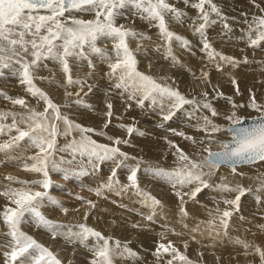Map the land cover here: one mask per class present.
<instances>
[{
	"label": "snow or ice",
	"instance_id": "snow-or-ice-1",
	"mask_svg": "<svg viewBox=\"0 0 264 264\" xmlns=\"http://www.w3.org/2000/svg\"><path fill=\"white\" fill-rule=\"evenodd\" d=\"M182 2L197 11V15L192 18L191 29L194 34H199L201 37L202 48L200 50L206 53L208 60L216 62L218 58L219 61L233 67L241 63L234 57L217 52L205 35L206 29L217 23L214 16L224 22L225 30L230 29L227 18L223 16L214 0H182ZM251 2L264 13V8L256 4L255 0ZM73 12L91 13L93 19L77 18L72 15ZM243 15L247 16V13ZM186 16L185 11L170 3L169 0H0V74L4 69H11L13 75H18L20 84L26 86L27 93L44 104L43 111H37L30 108L23 97H9L0 92V96L10 100L13 105L26 109L24 113L0 111V136H8L7 140L0 142V153L8 156L20 147L22 141H27L28 146L37 151L28 157L31 163H25L24 168L41 177L31 181L19 180L11 175L6 177L8 181H15L22 187H9L0 192V195L5 196L9 201V204L0 210V223L7 229L6 232H0V235L7 238V243L3 245L2 264H63L56 253L22 230V225L26 222L32 223L38 229H44L51 234L53 239L63 238L69 244H79L87 248L92 254L89 264H115L117 258L133 262L140 259L139 254L129 246L130 241L122 243L112 236H105L86 223H78L75 230L72 228L65 230V225L49 219L41 211L47 203L60 207L61 211L67 214L68 209L64 208L49 193L52 186L50 173H66L72 165L78 162L82 165L83 158L87 159V164L90 165L93 173L99 171L101 164L106 161H111L113 164L107 180L101 182L95 189H89L97 196L103 195L105 190L115 192L116 195L132 191L140 198L139 203L142 207L149 210L147 215L139 213L148 222L154 220L162 205L159 199L139 186L138 173L141 170L142 160L130 156L119 147L120 144L127 145L130 141L122 140L120 137H108L112 143L101 144L92 139L88 133L96 130L75 123L62 114L60 106L34 83V70L39 68L44 61H54L60 65L64 74L63 86L68 88L79 85L82 91L87 81L73 77L69 61H86L88 68L95 70L96 65L90 56L96 55L107 66L108 70L105 75L112 81L113 88L121 97L127 96V100L135 102L139 108H144L145 103L148 102L149 108L159 110L162 123L157 127L165 128V122L171 121L177 112L184 110L185 105H195L193 112L187 113L189 117L200 109L210 112L211 117H217L220 113L207 100V92L202 94L204 99L200 101L195 98L188 99L178 89L167 83H160L157 78L139 71L136 52L141 51L140 44H137L134 52L129 46V40L143 41L151 37L135 30L134 27L117 23L120 18L129 19L130 17L133 23L137 18L146 22L149 28L156 30L157 37L162 42L157 45V51L163 49L164 58L176 64L178 60L173 52V45L177 44L186 49L190 47V41L171 30L170 25L183 24ZM245 22L249 25L247 46L253 49L264 46V15H253L250 22L247 20ZM100 41H110L111 49L99 47L98 42ZM243 63H248L247 57H244ZM216 68L221 70V64L216 63ZM203 76L207 78L208 73L204 72ZM41 79L45 78L41 77ZM231 82L233 85L237 84L234 77L231 78ZM88 91H91L90 86ZM237 94H239L238 87ZM65 95L71 96L73 93L66 92ZM75 95L77 99L73 103L91 108V105L85 104L79 98L80 92ZM218 95L223 96V93H218ZM226 99L232 104L233 109L248 107L258 115L251 117L252 122L247 125L242 124L245 117L239 116L236 111L224 116V119L228 121L227 131L231 132V138L228 140L216 138V134H222L225 128L207 115L201 117L202 122L198 121L194 125L198 131L205 133L199 141L183 131L168 128L167 130L173 135L194 144L216 143L219 144V148L213 151L205 146L197 153L199 158L193 159L174 141L167 140L165 137L170 147L175 149L172 154L176 156V165L171 169L148 168L154 177L167 183L179 199L181 221L188 215L184 208V196L188 195L190 199H194L202 189L213 187L209 183V178L222 164L227 163L232 172L236 173L235 166L238 163L264 162V105L258 104L254 96L247 105H237L231 97H226ZM67 106L66 104L65 107ZM106 106L108 111L105 115L109 119L105 127L110 124L113 116L112 104L108 103ZM131 106L129 103L128 107L131 108ZM9 116L11 123H3L2 121L7 120ZM60 123L64 125L63 130L60 129ZM117 127L125 129L129 136L145 135L133 125L118 124ZM13 131L16 133L14 136L11 135ZM73 133H78V137ZM97 134L105 135L104 132ZM59 136H73V139L61 146L58 144ZM60 153H68L71 158L58 155ZM78 158H80L79 161ZM129 160L135 163H128ZM121 168L127 169L128 183L126 184H121L117 175ZM80 174L88 175L89 172L81 166ZM33 185L39 186L42 190L32 187ZM192 185L195 187L192 188L190 194L180 191ZM214 187L223 192L237 193L235 199L223 201L226 205L234 206V210L239 209L241 196L246 191H250L242 186L231 187L226 183ZM262 189H264V180L260 181L257 190ZM77 199L84 200L80 196H77ZM257 199L259 200V197ZM84 202L93 208L96 207L91 200ZM88 215L89 213L85 211V221ZM209 215L212 219L206 222L207 235L217 238L221 235L227 236V229L230 226L229 218L233 215V211L228 209L221 211L217 208L214 216L212 212H209ZM131 227L135 229L143 226L139 223H132ZM184 227L187 228L188 225L184 224ZM219 229L224 231L221 233ZM191 231L200 232L201 235L205 234L199 225ZM167 232L175 233V230L165 226V230L159 234L160 240L156 242L155 251L152 253L156 264H161V262L163 264H193V261L181 253L172 240L164 242ZM175 234L180 235L181 233ZM192 238L195 239V236ZM90 240L92 243H89ZM233 243L241 245L245 249V255H248V250L252 249L260 257L261 264H264V249L239 238H236ZM165 256L171 258L165 260Z\"/></svg>",
	"mask_w": 264,
	"mask_h": 264
},
{
	"label": "bare ground",
	"instance_id": "bare-ground-1",
	"mask_svg": "<svg viewBox=\"0 0 264 264\" xmlns=\"http://www.w3.org/2000/svg\"><path fill=\"white\" fill-rule=\"evenodd\" d=\"M169 2L175 4L177 7L181 8L183 11H185L187 13V16L184 18L183 24L173 23L170 25L171 30L175 31L176 33H178L180 35H183L185 38H187L190 41V47L186 48V49L179 47V45H177V44L173 45V52L176 55L177 60H178V63H176V64H173V62L170 59L166 60L164 58L163 49H161L160 51H157V45L161 44L162 42L159 41L157 34H156V30L154 28H149V26L146 24V22L137 18V19H135V22L133 23V19L130 17L129 19L120 18L117 20V23L118 24H126L128 26L134 27L135 30H137L139 32H144L148 36L151 37V39L143 40V41H137V40H131V39L129 40V46L133 49L134 52L137 48V44L138 43L140 44L141 51L136 52V58L138 60L137 67H138L139 71L146 73V74H149L151 71L157 72V74L154 75V77L157 78L158 82L167 83L168 85H170L171 87H173L175 89L179 88L180 90L184 91L185 88H187V89L191 90L192 92L197 93V94H201V95L204 92L208 93L210 90H214V91H216V93H223L224 99H219V101L217 100L212 104V106L220 113L219 116L211 117L210 112H208L207 110L200 109V110H196L194 112V115L189 117V115L187 113H189L191 109L194 110L195 105H189V107H191V109H188V105H187V107H184V110L177 112L176 116L171 121L167 122L169 124V125L167 124L168 128H173V129H176L177 131H183L187 135H190V136L196 138L197 141H199V139L202 136H204L205 133H203L202 131H198L194 127V125L198 121L202 122L201 117H203L204 115L209 116L211 119L214 120L215 123L220 125V123L228 124V121H226L224 119V116L228 115L232 111H236L239 116H241L243 114L253 113L254 110H252L248 107L233 109L232 104H230L227 101L226 97H231L232 101L237 105H240V104L247 105L249 103V101L252 99V97L254 96L255 101L258 104L264 105V55L262 53L254 52L256 49H253V48H251L253 51V56H251L250 50H249V53L243 52L246 50V47H248L247 46L248 23H246L245 21L247 20L250 22L253 15H264V13H262L258 8H256L255 5L251 2V0H214V3H216L220 7L223 16L227 18V23L229 24L230 29L225 30L223 27L224 22L221 21L219 18H216L214 16L213 18L217 19V23L210 25L206 29L205 35H206L207 39L209 40V42L211 43L212 47L217 52H220L225 56L234 57V58H236V60L241 61V63H239V64H237V66L233 67L230 64L219 61L218 58H217L216 62H210L207 58L206 53H204L200 50L202 48L201 37L199 36V34H194L192 29H191V25L193 23L192 18L197 15V11L195 9H192L191 7L183 4L182 0H169ZM255 3L259 4L261 8H264V0H255ZM243 13H247V16L243 15ZM66 15H68V14H66ZM72 15L76 16L77 18L85 19V20L93 19V14H91V13L73 12ZM184 27H187V28H184ZM98 46L101 48L106 47L110 50L111 49V42L110 41H108V42L100 41V42H98ZM248 48H250V47H248ZM261 48H264V46H262ZM142 56L144 58H141ZM244 57H247V58L250 57V58H248V63H243ZM90 58L93 60V62L94 61H100L101 64L99 65V67L96 66L95 70H91L92 73H91V76H89V77H87L89 75V73L88 74L86 73L87 75L83 74V73L81 74L82 69H85L87 71L89 70L86 61H81V60H70L69 61L70 66L72 67L73 77L74 78H80V79H86L87 83H86L85 87H89L92 85L91 82L97 81V82H99V86H107L109 88H111V87L113 88L112 81H110L109 78L105 75V72H107L108 69H107V66L101 61V58L99 56H96V55H91ZM146 60L152 61V64L146 62ZM216 63L221 64V70H217ZM4 70H10V73H12L11 69H4ZM36 71L34 74V77H35L34 83L36 84V86L39 87L44 92H46L47 94H50L52 97L58 98L55 94H53L55 92L52 93L51 88L57 87V85L61 88H64L63 85H64L65 77H64V74L62 73V71L60 69V65L54 61L47 60V61L42 62L41 66L39 68H36ZM45 71L55 73L54 76L56 75L58 77H54L51 75L45 76L46 73H43ZM94 71H96V73H93ZM185 71L188 73L190 72L192 75H198V77L201 79V81H198V80H196V81L183 80L182 81V80L178 79L177 76L178 75L182 76V73H185ZM204 72L208 73L207 78H205L203 76ZM12 75H13V73H12ZM6 76H7V74H6ZM8 76H11V75H8ZM41 77H43L45 79H41ZM184 77H186V76H183V78ZM232 77H234L235 80L237 81L236 85L232 84V82H231ZM6 78H4V77L2 78V76H0V92L7 94V96H9V97H23L26 100V102L30 108H34L37 111L38 110L43 111L40 109V108H42V109L44 108L43 102L38 101V98H33L29 93H27L26 86H23L20 84L18 75H13V77L12 76L9 77V78H13L12 81L10 79H6ZM161 78H163V79H161ZM223 78L228 79V81H230V82H228V84H230V83L231 84L230 85H226V84L216 85V83H218V82H214V81L223 80ZM239 80L244 81L246 84L241 83ZM9 81L14 83V84L12 85V83H9ZM1 83H4L6 85H3ZM8 83L11 84V87L13 89L17 88V90H11L10 86L7 85ZM231 85H233V86H231ZM5 86H7L9 88V91H6L4 89ZM76 86H79V85H76ZM93 86L95 88L98 85H96V86L93 85ZM93 86H92V88H93ZM75 87H73V88H75ZM237 87L239 89V94H237ZM55 89L57 90V88H55ZM97 89L100 92H102L101 90H103L101 88H96L95 90L98 91ZM72 90L74 91V89H72ZM109 91H111V90H109ZM112 91L114 93L113 89H112ZM77 92H80V89H79V91L77 90ZM211 92H213V91H211ZM211 92H209V94H208L209 97H211L210 96ZM74 93H73V96H74ZM115 93H116V90H115ZM95 95H96V93L94 94V96ZM212 95H214V93ZM107 97H109V96H107ZM119 97H121V96L119 95ZM190 97H193V96H190ZM122 98L124 99L123 100L124 103H127V105L129 103H131V105H132V103H133V106H135V108H139V107H136L135 102L128 101L127 96H124ZM58 99H60V97ZM97 99H94V102H93L92 98H90L89 96L82 98V100L85 104L91 105V108L82 107V106L76 104V106L73 107V108H76L75 109L76 112L68 118L71 121H73L75 119L79 122L81 121L84 124L94 126L97 130L100 129L101 132L106 133L109 131H108L107 127H105L104 119L98 120L99 119V118H97L98 116L91 114L92 112L89 114L90 110L94 111L95 109H100V110L104 109V112H105V108H107V107L106 106L105 107L100 106V104L98 103L99 101ZM54 100L53 101L56 103L57 102L56 99H54ZM101 100H103V99H101ZM196 100H201V98L196 99ZM108 102H110V101H108ZM38 104H41V105H39L40 107H38ZM97 104H99V105H97ZM146 106H148V102L145 103L144 108H139L140 113H139V111L138 112L134 111V112H136V114L137 113L142 114V116H144V117H145L144 113L148 114L147 112H150L152 114V112H153L152 109H149V107L147 108ZM121 108H123V107H120V109ZM133 109H131V110L133 111ZM141 109H142V112H141ZM107 110L108 109H106V112H107ZM114 110H113L114 111L113 115L114 114L117 115L118 111H116V109H114ZM136 110H138V109H136ZM0 111L24 113L26 111V109L22 108L19 105H13L10 100H7L3 96H0ZM122 111H123V113L125 112L124 110H122ZM157 111L159 112L158 109H156V113H157ZM128 112H131V111L128 110ZM191 112H193V111H191ZM126 114L128 115V113H126ZM185 115H186V117H183ZM146 117L149 119L148 116H146ZM249 117H255V116H249ZM155 118H156V116L155 115L153 116V114H152V121ZM183 118L184 119L186 118V119L183 120ZM161 119L162 118L157 117L156 123L152 122L151 119H149V121L151 123H154L157 126L158 124L162 123V122H160ZM114 120H113V122H114ZM120 120H121V118H120ZM127 121L128 120H125V122H127ZM2 122L6 123V124H10L11 123V117L9 116L7 118V120H4ZM175 123H178L179 125L174 126ZM112 124L114 125V123H112ZM133 124L134 123H132L130 125H133ZM135 124H138V123L135 122ZM190 125H193V126H190ZM150 126H147V127H150ZM156 126L150 127V128H155L156 131L146 130V127L144 130L139 128V130L144 132L145 135L139 136L138 139H136V147H138L137 148L138 150L134 151L133 154H135V156H140L142 154H147L148 156H150L149 150H155V148L146 150V149L138 146V141L140 139H143L148 144H149V142L150 143L153 142L152 144H154L155 147H158L161 145L160 143L159 144L154 143L155 138H158L160 142H163L165 144L166 143L168 144L167 140L174 141L175 144L179 145V147L181 149H183L188 155L192 156L193 159L199 158L197 153L200 152V150L203 147L207 146V147H210L212 149V148L218 146V145L216 146V143L205 144V145H200L198 143L194 144L191 141L183 139L182 137H178V136L174 137L172 133L168 136L167 135L168 133L164 134L165 133L163 131V130H165L164 128L162 131H160L158 129V127H156ZM21 127H23V125H21ZM224 127H225V125H224ZM112 130L114 132V129H112ZM11 135L14 136V135H16V133L13 131V133ZM164 135H166V136H164ZM101 136H103V135H101ZM217 136H218V133L216 134V138H217ZM165 137H167V140L164 139ZM70 138H71V136H70ZM230 138H231V132H229L227 139H230ZM7 139H8L7 135L0 136V142H3L4 140H7ZM145 139H149V141L145 140ZM62 143L63 142L61 140V144ZM129 147H132V146H129ZM139 148H140V150H139ZM34 151H37V149L29 147L27 141H22L20 144V147L15 149L8 156H5L3 153H0V160H5V159L10 158L9 160L18 161L19 165L20 164L22 165V167L20 166L22 172H16V173H18V175L16 174L17 175L16 178L19 177L21 180L27 181L24 178L27 176L28 170H26L24 168V164L25 163H28V164L31 163V161L28 159V157L35 154ZM174 151H175L174 148H170L169 152L171 154H169V155L171 157H169L167 155V157L165 159H159V160L163 161L162 162V164H164L163 167H165L166 169H171L176 165V162H177L176 156H174L172 154ZM164 153H166V152H164ZM192 153H194V154H192ZM59 155H64L66 158L70 157V155L68 153H60ZM150 157H152L153 159L161 158V157H158V155H156L155 157H153V156H150ZM169 158H170V160H169ZM108 162L109 161H107V163ZM83 163H84V160H83ZM109 163H111V162H109ZM147 163H149V162L147 161ZM84 164H87V163H84ZM89 166L90 165H88V167ZM112 166H113V164H112ZM112 166H109V167H112ZM2 167H3V164H2ZM65 167H68V166H65ZM85 167L87 168L86 165L84 166V168ZM109 167H108V169L111 170ZM149 167H153V166H149ZM149 167H141V170L139 171L138 176H140V177H143V176L144 177H152L153 179H151V180H154L156 182V185L159 184V185L165 187V190H161L160 188H157L158 190L156 188H154L153 190H151V189L145 190L143 188L144 186L143 187L140 186V183L143 185V182L146 183L149 180H147V179L139 180V186L141 189H143L146 192L151 193L153 196H155L157 199H159L161 201L162 207H160L158 209V214L156 215V217L154 218V220L152 222H148V221L144 220L142 218V216L139 214V213H143L144 215H147V214H149V210L147 208L142 207V205L139 203L140 198L138 196H136L132 191L123 193L121 195H116L115 192H109V191L105 190L103 195L108 200L107 203L110 204L111 202L112 203L115 202L116 203L115 207L111 206L113 208H110L109 206H104L105 204H102L98 207L96 205V207L90 208L93 211L92 216L90 217V219L88 217L87 222H84V223H86L90 227L95 228L97 231L102 232L105 236H112L116 239H119L122 243L125 241H128L130 239V240L134 241V244H137L138 246H140V244H142V246L140 247L141 249L139 250V253H138L139 257H140V259L137 261V262H139L138 264H142V261H145V264H153V262H149L153 259V258L151 259L150 257H152L151 255L155 251L154 249L156 248V242L160 240L159 234L165 230V226H167L168 228L174 229L175 233H181V234L177 235L173 232H167L166 233V239L164 240V242L166 243L167 240H172L173 243L175 244V246L180 250L182 249L181 246H183V248L186 250L185 252H187V253H183V254L186 255L191 261H193V263L201 264L200 260L202 258H204V256H205L204 254L206 252L210 253L209 251H212L211 254H215V253L217 254L221 250L222 253L224 251L225 252L232 251L235 255L236 254L241 255L242 257L240 256V258L238 260L239 263L253 264V261H254L253 257H255L257 254H255L254 252L251 253V251H253V250L249 249L248 255H245L244 248L241 245H237V244L233 243V241L236 238H239V239L246 241V242H250L249 240H251V238H250L251 234H248L247 236H243V235H239L237 233V230L239 228H241L243 225H251L252 226L254 224L250 221V219H252V221H253V219H255L254 216L252 218H249L247 216V214L242 213L244 211V209H242V212H241L240 208H242L243 206L241 207L239 205L240 206L239 210H237L236 212H233V215L229 218V225L230 226L227 229V233H228L227 236L221 235L218 238L215 236H209V235H207V232L205 230L207 229L206 222L209 219H212V217H210V215H209V212H212L213 216H214L215 210L217 208H219L221 211L224 209L229 210L230 205L224 204L223 201L225 199H230V200L235 199V196L237 195L236 192H223V191L218 190L216 187H214L215 185H218L221 183H226V184L230 185L231 187H236L237 185H239L245 189H250V191H246L245 194L243 196H241L242 198L240 199V201H242L244 204L247 203L249 205H251V204L253 205V207L250 206V208H249L250 210L248 209L249 211L246 209L249 212V214L252 213V212H250L251 209L257 210L256 207L258 208V210L263 208L262 212L264 211V189L259 190V191L257 190L259 187L260 181L264 180V162L256 161V162L251 163V164L236 165L235 166L236 167V173L232 172V169L230 166L222 165L220 168H218L215 171V174L213 175V176H215V179L212 182H210L211 179L209 178V182L211 185H213V187L202 189V191L200 193H198L194 199H190L188 195L184 196V200H185L184 208H185V211L187 212L188 215L183 218V221H181V217H180V213H179V209H180L179 199L176 197L172 188L167 183H165L162 179H158V178L154 177L152 172L148 170ZM20 168H18V169H20ZM89 168L91 169V167H89ZM90 169H87V170H90ZM105 169H107V166ZM5 170H6V168H5ZM70 170H71V168H70ZM70 170H69V172H70ZM11 172H13V171H11ZM71 172L73 173L72 170H71ZM141 172H143V174H141ZM101 173H102L101 170L98 172H95V173H93L91 171V172H89L88 175H86L87 180L89 181L90 176H91V178H94L100 182L106 181L107 177L103 176L104 173L102 176H100ZM52 174H53V172H52ZM52 174H51V177L52 178L55 177L54 174H53V176H52ZM56 174L57 173H55V175ZM66 174H68V172H66ZM11 175H15L14 172ZM38 177H40V176H38ZM119 180H120L121 184H126V183H123L121 181V179H119ZM7 181H8L7 179H4V182L6 185L4 184V182L0 181V185L2 184L1 188L6 189V188H9L12 186L11 184H13V181H8V182ZM127 183H128V181H127ZM3 184H4V186H3ZM20 187H22L21 184L18 188H20ZM35 187L37 188V186H35ZM148 187H151V186H148ZM193 187H195V186L194 185L186 186V187L180 189V191L182 193L186 192V193L190 194ZM0 190H2V189H0ZM188 190H189V192H188ZM51 195H54V194H51ZM64 195H66V194H64ZM64 195L62 194V197H64ZM257 197H259V200L257 199ZM2 199H3V197H2ZM62 199L64 200L65 198H62ZM76 199H77V197H76ZM84 199H86V198H84ZM3 200H5V199H3ZM4 202L7 203L6 200ZM69 202L70 201H68V203ZM6 203H3V204H6ZM83 203H84V201H83ZM70 204H71V202H70ZM1 207H3V206L1 205ZM63 207L68 208V207H66V205H63ZM124 207L126 209H124ZM90 209H89V211H90ZM230 209H231V207H230ZM232 210L233 209H231V211ZM58 211L60 212V215H61L62 211H60V209ZM45 212H48V213L54 215V213L52 212L51 209H46ZM68 212H70V211H68ZM262 212L260 210L261 214H262ZM70 213L76 215L77 217H80V218L82 217L81 212H76V211L74 212L73 211ZM55 214H56V212H55ZM63 215H65V214H63ZM262 215H261V217H264ZM69 219H71V218H69ZM71 220L73 221V219H71ZM71 220H69V222ZM78 220L80 221V219H78ZM258 220H261V219L258 218ZM62 221H65V218ZM110 221L116 222L117 226L112 225ZM75 222L76 221H74V223ZM106 223L109 225H112L113 227L111 226V228H109V226H108L109 229L107 230L105 228V227H107ZM132 223H139L143 227L134 229L131 227ZM184 224H187L188 227L185 228ZM197 225H199L201 231H205L204 235H201L200 232L193 233L191 231V229L196 227ZM67 227L70 228V226H67ZM262 228H260V229L263 231V233L261 232L262 234H259V238H260V235H264V227H262ZM257 231H258V229H257ZM254 232H256V231H254ZM47 234H49V233H47ZM240 234H242V233H240ZM193 236H195V239L192 238ZM252 236L257 237L258 234L253 233ZM261 238H262V240L264 239V237H261ZM255 240L256 239L251 240L250 244H253V245L257 244L258 245L259 244L258 241L255 242ZM54 241H56V240H54ZM89 242H92V241L90 240ZM148 242L153 243L152 247L154 249L151 247V245H147ZM176 244H180L181 246H178ZM185 244L191 245L193 247H198V249L201 250V252L200 251L197 252L193 249V251L190 252L191 253L190 254V253H188L189 251L185 247ZM225 246H228L230 248L226 250L224 248ZM132 247H133V245H132ZM150 248H152L154 251L151 252L152 249L150 250ZM202 248H204V250H205V252L203 251L204 253H202ZM54 249H56V248H54ZM70 251H71V249H70ZM55 253L57 254V252H55ZM66 253H64V254H66ZM249 255H251L252 257ZM143 256L146 257L147 259L143 258ZM210 257H211V255H209V258ZM64 258H66V257H64ZM77 258H79V257H77ZM256 258H257V256H256ZM210 259H212V258H210ZM210 259H208V260H210ZM154 260H156L155 257H154ZM77 261H79V260L77 259ZM73 262H75V261H73ZM255 263H257V261H255ZM118 264H119V262H118ZM203 264H204V262H203ZM228 264H231V263H228ZM232 264H235V263L233 262Z\"/></svg>",
	"mask_w": 264,
	"mask_h": 264
},
{
	"label": "rangeland",
	"instance_id": "rangeland-1",
	"mask_svg": "<svg viewBox=\"0 0 264 264\" xmlns=\"http://www.w3.org/2000/svg\"><path fill=\"white\" fill-rule=\"evenodd\" d=\"M246 26V25H245ZM248 27H249V25H248ZM184 28H187V27H184ZM249 50H250V53H251V56H253V51H252V49L251 48H248V47H246V50L245 51H243V52H248L249 53ZM252 51V52H251ZM264 48H259V49H256L254 52H256V53H262L263 55H264ZM141 58H144L143 56L141 57ZM248 58H250V57H248ZM247 58V59H248ZM29 59H31V57H29ZM146 62H148V63H151L152 64V61H150V60H146ZM97 67H99V65L101 64V62L100 61H94L93 62ZM147 64V63H146ZM159 68V67H158ZM182 68V67H181ZM35 71H36V69L34 70V74H35ZM90 69L87 71V70H85V69H82V72H81V74L83 73V74H88V73H90ZM9 72V73H8ZM37 72V71H36ZM5 75H4V74ZM38 73V72H37ZM43 73H46V75L45 76H54V74L55 73H51V72H43ZM91 73H92V71H91ZM93 73H96V71H94ZM6 74H7V76H6ZM86 74V75H87ZM157 74V72H150L148 75H151V76H153L154 77V75H156ZM190 74V75H189ZM8 75H11L12 77H13V75H12V73H10V70H2V74L0 75V76H2V78L4 77V78H6V79H10L11 81L13 80V78H9V77H11V76H8ZM89 76H91V75H88L87 77H89ZM183 76H186V77H184L183 78ZM54 77H58V76H54ZM178 77V79H180V80H189V81H196V80H198V81H201V79L198 77V75H192L190 72L188 73V72H186L185 71V73H182V76L181 75H178L177 76ZM225 81V82H224ZM241 83H245L244 81H241V80H239ZM214 82H218V83H216V85H220V84H226V85H230V84H228V82H230V81H228V79H226V78H223V80H217V81H214ZM9 83H12V82H10L9 81ZM7 84V85H9L10 86V89L11 90H17V88L16 89H13L12 87H11V84ZM92 83V85L90 86L91 87V91L89 92L88 91V88L89 87H85L84 86V88H83V90H82V92H81V89H80V86H76V85H74V86H71V87H68V88H61V87H59L58 85H57V87H54V88H51L52 89V93L53 92H55V93H53V94H55L58 98L60 97V99H58V98H54V97H52L50 94H48L49 95V97L50 98H52L53 100L54 99H56V104L57 105H59L60 106V108L62 109H60V111H61V113L62 114H64V115H66L67 117H70L72 114H74L76 111H75V109L76 108H73L74 106H76V104H74L73 103V101H75L76 99H77V96L75 95V93H77V90L79 91V89H80V96H79V98L80 99H82V98H85L86 96H89L90 98H92V101L94 102V99H97L99 102V104H100V106H106L108 103H110L111 102V104H112V111L114 110V109H116V111H118V113H117V115H113L112 117H111V122H110V124H108V126H107V129H108V131L109 132H106L105 133V135H103V136H101V135H98L97 133H99V132H101L100 131V129L99 130H97L94 126H91V125H87V124H84V123H82L81 121L79 122V121H77V120H73L75 123H78V124H81V125H83L84 127H86V128H92V129H95L96 131L95 132H92L91 134L90 133H88V135H90L91 137H92V139H94V140H96L97 142H99V143H101V144H111L112 143V141L111 140H109L108 139V137H120L122 140L123 139H127V140H129L130 141V143L129 144H127V145H125V144H120L119 145V147L121 148V150L123 151V152H126V153H128L130 156H132V157H137V158H139V159H141L142 160V165H141V167H149V166H153V167H160V168H164V169H166L165 167H163V165L164 164H162V160H159V159H165L166 157H167V155L169 156V157H171L169 154H171L170 152H169V149L171 148L170 147V145L169 144H165V143H163V142H160L159 141V139L158 138H155V142L154 143H157V144H161L160 146H158V147H155L154 146V144H152L153 142H149V144L147 143V142H145L143 139H140L139 141H138V146H140L141 148H144V149H152V148H155V150H149L150 152H149V154H150V156H153V157H155L156 155H158V157H161V158H156V159H153L152 157H150V156H148L147 154H142V155H140V156H135V154H133L134 153V151H137L138 149V147H136V139H138V137H139V135H136V134H133V135H131V136H129L128 134H127V132H126V130L125 129H122L121 130V128H119V127H117V125L118 124H126V125H130V124H132V123H134L133 124V126L135 127V128H137V129H142V130H144L145 129V127H146V130H154V131H156V129L155 128H150V127H153V126H156L154 123H156V118L158 117V118H161V116L159 115V112L157 111V113H156V110H153L152 109V111L154 112H152V114H153V116L155 115L156 116V118L155 119H153V121H152V114L150 113V112H147L148 114H146V113H144L145 114V117L144 116H142V114H136V112H138L139 111V108H135V106H133V103H132V106H131V108H129L128 107V105H127V103H124V99L122 98V97H119V94H118V92H117V90H116V93H115V89L114 88H109V87H107V86H99V82H97V81H95V82H91ZM1 84H3V85H6V84H4V83H1ZM14 83H12V85H13ZM246 84V83H245ZM88 85V84H87ZM93 85H98L97 87H95L94 88V86ZM76 86V87H75ZM92 86H93V88H92ZM170 86V85H169ZM231 86H233V85H231ZM73 87H75V88H73ZM235 87V86H234ZM55 88H57V90L55 89ZM70 88V89H69ZM96 88H101V89H103V90H101L102 92H100L98 89V91H96L95 89ZM208 88V87H207ZM236 88V87H235ZM6 91H9V88L7 87V86H5V88H4ZM72 89H74V91L72 90ZM107 89V90H106ZM112 89L114 90V93H113V91H112ZM209 89V88H208ZM94 90V91H93ZM105 90V91H104ZM109 90H111V91H109ZM178 90L180 91V92H182V94L186 97V98H188V99H193V98H195V99H199V98H201V100L202 99H204L203 98V95H201V94H197V93H194V92H192L191 90H189V89H187V88H185V90L183 91V90H180L179 88H178ZM71 91V93H74V96L72 95V96H66L64 93H66V92H70ZM211 91H213V92H211ZM64 92V93H63ZM85 92L87 93L86 95H85ZM94 92V93H93ZM111 92V93H110ZM209 92H211L210 94V96L211 97H209V95L207 96V100L209 101V102H211V104H213L215 101H219V99H224V95L223 96H219L218 95V93H216V91H214V90H210ZM209 92H208V94H209ZM218 92V91H217ZM60 93V94H59ZM96 93V95L94 96V94ZM214 93V95H212ZM58 94V95H57ZM64 94V95H63ZM99 94V95H98ZM116 94V95H115ZM203 94V93H202ZM109 96V97H107V96ZM189 95V96H188ZM218 95V96H217ZM63 96V97H62ZM105 96V97H104ZM117 96V97H116ZM190 96H193V97H190ZM213 96V97H212ZM231 96V95H230ZM220 97V98H219ZM120 98V99H119ZM88 99V98H87ZM101 99H103V100H101ZM101 100V101H100ZM113 100V101H112ZM214 100V101H213ZM55 101V100H54ZM53 101V102H54ZM61 101V102H60ZM108 101H110V102H108ZM121 103H120V102ZM197 101H200V100H197ZM55 103V102H54ZM71 103V104H70ZM68 105L67 107H65V105ZM99 104H97V105H99ZM115 104V105H114ZM39 105H41V104H38V107H40ZM120 105V106H119ZM136 105V104H135ZM107 107V106H106ZM120 107H123V108H121L122 110H124L125 112L123 113V111L120 109ZM134 109H133V108ZM137 107V106H136ZM147 108H148V106H146ZM184 107H187V105H185ZM118 108V109H117ZM146 108V109H147ZM41 110H43L42 108H40ZM106 109L107 108H105V112H104V109H95L94 111H89V114L91 113V114H93V115H95V116H98L97 118H99L98 120H102V119H104V121H105V123H106V121L109 119L106 115H105V113H106ZM131 109H133V111L131 110ZM136 109H138V110H136ZM149 109H151V108H149ZM188 109H191V107H189V105H188ZM65 110V111H64ZM71 110V111H70ZM128 110L129 111H131V112H128ZM38 111H40V110H38ZM101 111V112H100ZM108 111V110H107ZM115 111V110H114ZM113 111V112H114ZM134 111H136V112H134ZM191 111H193L192 109L190 110V112ZM88 112V111H87ZM141 112H142V109H141ZM255 111H253V113H251V114H243V115H241V117H249V116H257L258 114L255 112ZM126 113H128V115L126 114ZM139 113H140V111H139ZM143 114V115H144ZM125 115V116H124ZM146 116H148L149 117V119H151V121L152 122H154V123H151L150 121H149V119L146 117ZM144 117V118H143ZM151 117V118H150ZM183 117H186V115L185 116H183ZM101 118V119H100ZM120 118H121V120H120ZM146 118V119H145ZM115 119V120H114ZM119 121H118V120ZM186 119V118H185ZM184 118H183V120H185ZM113 120H114V122H113ZM125 120H128L127 122H125ZM131 120V121H130ZM116 121V122H115ZM133 121V122H132ZM6 122V121H5ZM130 122V123H129ZM135 122L136 123H138V124H135ZM150 122V123H149ZM160 122H162V119L160 120ZM104 123V122H103ZM104 123V124H105ZM112 123H114V125L112 124ZM116 123V124H115ZM147 124V125H146ZM152 124V125H151ZM168 123L166 122L165 123V130H163V128H159L158 127V129L160 130V131H164L165 133L164 134H166V133H168L167 135L169 136L170 134H171V132H169L167 129H168V125H167ZM112 125V126H111ZM151 125V126H150ZM177 125H179L178 123H175L174 124V126H177ZM220 125H222V126H224L225 125V131L221 134V133H218V136H217V139L218 140H224V139H227L228 138V134H229V132L227 131V125L228 124H222V123H220ZM60 129L61 130H63V127H64V125L62 124V123H60ZM147 126H150V127H147ZM114 127V128H113ZM157 127V126H156ZM112 129H114V132H113V130ZM111 130V131H110ZM117 131V132H116ZM95 134V135H94ZM97 134V135H96ZM73 135L74 136H77L78 137V133H73ZM94 135V136H93ZM164 136H166V135H164ZM174 137H175V135H173ZM60 137V136H59ZM57 138L58 139V144L59 145H64V144H66V143H68V142H70L72 139H73V136H71V138H70V136H67V137H65V136H61L60 138ZM95 137V138H94ZM61 140H62V144H61ZM145 140H148L149 141V139H145ZM65 141V142H64ZM151 141V140H150ZM163 141V140H162ZM140 144V145H139ZM163 144V145H162ZM132 146V147H129V146ZM142 145V146H141ZM167 145V146H166ZM218 145V146H217ZM216 146L217 147H214V148H212V150L214 151V150H218L217 148L219 147V144H216ZM166 147V148H165ZM139 150H140V148H139ZM34 152H36V151H34ZM156 152V153H155ZM164 152H166V153H164ZM136 153V152H135ZM192 154H194V153H192ZM59 155V154H58ZM166 155V156H165ZM68 159H70L71 157H67ZM10 159V158H9ZM9 159H5V160H0V181H2V182H4V179H6V177L7 176H9V175H11L13 172H14V174L15 175H11V176H13V177H17V175H18V173H16V172H22L21 171V168H20V166L22 167V165L20 164L19 165V162L18 161H14V160H9ZM80 160V158H78V161ZM83 160H84V163H87V159L86 158H83ZM169 160H170V158H169ZM2 161V162H1ZM147 161L149 162V163H147ZM4 162V163H3ZM109 162H111V161H109ZM107 163V161H106V163L104 162L103 163V165L101 164V167H100V170H101V174H100V176H102L103 175V173H104V175L103 176H106V177H108L110 174H111V170H109L108 169V167L109 166H112V162L111 163ZM128 163H135V161H133V160H129V161H127ZM17 163V164H16ZM80 164L79 162L77 163V164H74V165H72L71 166V170L73 171V173L71 172V170H70V172L69 171H67L68 172V174H66L65 172H61V173H57L56 175H55V173L53 172V174H54V176L55 177H51V174L52 173H50V177H51V180H53L52 181V186L50 187V189H49V192L51 193V194H54V195H51L52 197L54 196H56L54 199H56L57 201H60V203L62 204V206L63 205H66V207H68V208H66V209H68V211H70V212H81L82 213V217L80 218V217H77L76 215H74V214H72V213H70V212H68L67 211V214H65L63 211L61 212V215H60V212L58 211L59 209H60V207H56V206H54V205H51V204H47L46 203V205H45V207L44 208H42L41 209V211L44 213L45 211H46V209H51L52 210V212L54 213V215H52V214H50V213H48V212H45L44 213V215L46 216V217H49V219H51V220H55V221H59V222H61L63 225H65V230L67 229V228H69V227H67V226H70V228H74L78 223H84V222H87V220L85 221V219H84V213H85V211H87L88 213H89V215H88V217H89V219H90V217L92 216V213H93V211H92V209H90V208H92L91 206H89L87 203H83V201H86V200H91V201H93L94 203H95V205H97V207L98 206H100V205H102V204H105L104 206H109L110 208H113V207H115V202H111L110 204L109 203H107V199L104 197V195H101V196H97L96 194H95V192H93V191H90L89 189H95L96 187H98L99 185H100V181H98V180H96V179H94V178H91V176H90V179H89V181L87 180V177H86V175H83V174H80V166H87V168L86 169H90L89 167H88V164ZM2 164H3V167H2ZM108 164V165H107ZM110 164V165H109ZM13 165V166H12ZM83 166V167H84ZM106 166H107V169H105L106 168ZM16 167V168H15ZM113 167V166H112ZM112 167H109L110 169H112ZM5 168H6V170H5ZM13 168V169H12ZM18 168H20V169H18ZM99 170V171H100ZM6 171V172H5ZM11 171H13V172H11ZM87 171H89V172H91V169L90 170H87ZM108 171V172H107ZM119 172H118V177H119V179H121V181L123 182V183H127V169H124V168H121V169H119L118 170ZM9 174H8V173ZM98 172V171H97ZM2 173V174H1ZM17 174V175H16ZM53 174H52V176H53ZM141 174H143V172H141ZM30 175V176H29ZM39 175L38 174H35V173H32V172H30V171H28L27 172V176L24 178L25 180H29V181H31V179L32 180H34L35 178L37 179H39V178H41V177H38ZM18 179H20L19 177H18ZM138 179L139 180H143V179H147V180H149L148 182H146V183H144L143 182V185L140 183V186L141 187H143L145 190H148V189H151V190H153L154 188H160L161 190H165V187H163V186H161V185H159V184H157L156 185V182L154 181V180H151V179H153L152 177H140V176H138ZM211 180H210V182H212L214 179H215V176H212L211 178H210ZM21 180V179H20ZM87 180V181H86ZM8 182V181H7ZM87 182V183H86ZM209 182V183H210ZM4 184H5V182H4ZM4 184H3V186H4ZM2 185V184H1ZM1 185H0V189H2V190H0V192H3V190H5V189H3V188H1ZM6 185V184H5ZM12 186H11V188H18L19 186H20V184L19 183H16L15 181H13V184H11ZM36 185H33L32 187H34V188H36L35 187ZM148 186H151V187H148ZM37 189L38 190H42V189H39V186H37ZM52 190V191H51ZM58 190V191H57ZM64 190V191H63ZM158 190V189H157ZM54 191V192H53ZM60 194H59V193ZM188 192H189V190H188ZM184 193H186V192H184ZM62 194L64 195V194H66V195H64V197H62ZM1 197H0V210H2L3 209V207L5 206V205H7V204H9V201L6 199V197L5 196H2V195H0ZM77 196H80V197H83V198H86V199H84V200H79V199H76V197ZM2 197H3V199H5L6 201H7V203L6 202H4L5 200H3L2 199ZM5 197V198H4ZM65 198L64 200L62 199V198ZM242 198V197H241ZM70 201L71 202V204H70V202L68 203V201ZM242 201H239V205L242 207V208H240V206H239V208L241 209V212H242V209H244V211L242 212V213H244V214H247V216L249 217V218H252L253 216H254V218L255 219H253V221H252V219H250V221L252 222V223H254L252 226L251 225H243L241 228H239L238 230H237V233L239 234V235H243V236H247L248 234H251L249 237L251 238V240H253V239H256L255 240V242L256 241H258V246L261 248V249H264V239L262 240V238L261 237H264V235H260V238H259V234H262L263 233V231L260 229V228H262V227H260V226H264V217H261V215L262 216H264V211L262 212V210H263V208L262 209H260L261 210V212H262V214L260 213V210H258V208L256 207V209L257 210H254V209H251V211L250 212H252V213H250L249 214V208H250V206L251 207H253V205L251 204V205H249V204H244L243 202L241 203ZM2 203V204H1ZM3 203H6V204H3ZM68 203V204H67ZM112 204V205H111ZM243 204V205H242ZM1 205L3 206V207H1ZM247 205V206H246ZM111 206H113V207H111ZM225 206V205H224ZM249 206V207H248ZM230 207H231V209H233L232 211L233 212H236L237 210H234V207L233 206H229V210L231 211V209H230ZM248 207V208H247ZM55 208V209H54ZM89 209H90V211H89ZM124 209H126L125 207H124ZM248 211H247V210ZM239 210V209H238ZM58 211V212H57ZM60 211H61V209H60ZM259 211V212H258ZM55 212H56V214H55ZM258 212V213H257ZM48 213V214H47ZM58 213V214H57ZM260 213V214H259ZM63 214H65V215H63ZM69 214V215H68ZM51 215V216H50ZM68 215V216H67ZM251 216V217H250ZM259 219H261V220H258V218ZM65 218V221H62V220H64V218ZM55 218V219H54ZM63 218V219H62ZM69 218H71V219H73V221L71 220V219H69ZM30 219V218H29ZM71 220L70 222H69V220ZM75 219V220H74ZM78 219H80V221L78 220ZM84 219V220H83ZM88 219V220H89ZM78 220V221H77ZM95 220V219H94ZM74 221H76L75 223H74ZM111 222V224L112 225H115V226H117V223L116 222H112V221H110ZM77 223V224H76ZM68 224V225H67ZM75 225V226H74ZM112 225H109V224H107L106 223V226L107 227H105L107 230L109 229V228H111V226ZM3 228H2V227ZM108 226H109V228H108ZM27 227V228H26ZM32 227V228H31ZM113 227V226H112ZM255 227V228H254ZM25 228V229H24ZM257 229H258V231H257ZM263 229V228H262ZM22 230L23 231H25V232H27L29 235H31V236H33L34 237V239H36L39 243H43V245H45L46 247H48L52 252H57V256H58V258L59 259H61V261L64 263V264H66L67 262V264H69V261H71V264L73 263V264H89V260L91 259V256H92V254L87 250V248H85V247H82V246H80L79 244H76V245H73V244H69V243H67L63 238H56V239H53L52 238V236L50 235V233L49 234H47L48 232L47 231H45L44 229H38L35 225H33L32 223H24L23 225H22ZM30 230V231H29ZM73 230H75V228L73 229ZM220 231H221V233L223 232V229H219ZM249 230V231H248ZM7 231V229H6V227H4L3 225H2V223H0V232H6ZM42 231V232H41ZM247 231V232H246ZM254 231H256V232H254ZM262 232V233H261ZM40 235H39V234ZM240 233H242V234H240ZM253 233H256V234H258V236L257 237H253L252 235H253ZM47 235V236H46ZM248 237V238H249ZM260 239V240H259ZM0 240L2 241H0L1 243H0V264H2V260H3V257H2V251L4 250L3 249V245L4 244H6L7 243V238L6 237H4L3 235H0ZM54 240H56V241H54ZM251 240H249L250 242H248V243H251ZM59 241V242H58ZM62 241V242H61ZM64 241V242H63ZM128 241H130V245L132 244L133 245V247H132V245L130 246L134 251L136 250V252L137 253H139V250L141 249L140 247L142 246V244H140V246H138L137 244H134V241H132V240H128ZM54 242V243H53ZM56 242V243H55ZM63 243V244H62ZM89 243H92V242H89ZM151 242H148V244L147 245H151V247L153 246V243H151ZM52 244V245H51ZM69 244V245H68ZM2 245V246H1ZM54 245V246H53ZM135 245V246H134ZM176 245H178V246H181L180 244H176ZM257 245V244H256ZM72 246V247H71ZM138 246V247H137ZM53 247V248H52ZM59 247V248H58ZM64 247V248H63ZM68 247V248H67ZM182 247V253H187V252H185L186 250L183 248V246H181ZM191 247V248H190ZM54 248H56V249H54ZM67 248V249H66ZM135 248V249H134ZM153 248V247H152ZM152 248H150V250L152 249ZM187 249H188V253H190V252H192L193 251V249L195 250V251H197V252H201V250H199L198 249V247H193V246H191V245H187V247H186ZM226 250L227 249H229L230 247H228V246H225L224 247ZM60 249V250H59ZM62 249V250H61ZM69 249V250H68ZM70 249H71V251H70ZM154 249V248H153ZM152 249V251L151 252H153L154 250ZM57 250V251H56ZM64 251V252H63ZM205 252V250H204V248H202V253H204ZM207 251V250H206ZM244 251H245V249H244ZM67 252V253H66ZM210 253H208V252H206L204 255L206 256H204V258H202L201 260H200V263L201 264H203V262H204V264H228V263H235V264H242V263H239L238 262V260H239V258H240V256L241 255H238V254H234L232 251H228V252H221V250H220V252H218L217 254L215 253V254H211V252L212 251H209ZM232 252V253H231ZM254 251H251V253H253ZM64 253H66V254H64ZM75 253V254H74ZM60 254V255H59ZM191 254V253H190ZM211 255V257L210 258H212V259H210L209 258V255ZM75 255V256H74ZM89 255V256H88ZM142 255V254H141ZM228 255V256H227ZM83 256V257H82ZM152 257H150L152 260L151 261H149V262H153V264H156V260H154V257H153V255H151ZM234 256V257H233ZM238 258H237V257ZM249 256H251V255H249ZM256 256H257V258H256ZM255 257H253V264H261V262H260V257L258 256V255H256ZM64 257H66V258H64ZM77 257H79V258H77ZM242 257V256H241ZM252 257V256H251ZM64 258V259H63ZM81 258V259H80ZM90 258V259H89ZM143 258H146V257H144L143 256ZM171 257H169V256H165L164 257V259L166 260V259H170ZM210 259V260H208V259ZM70 259V260H69ZM77 259L79 260V261H77ZM147 259V258H146ZM206 259V260H205ZM69 260V261H68ZM120 260V261H119ZM154 260V261H153ZM73 261H75V262H73ZM88 261V262H87ZM127 261V262H126ZM206 261V262H205ZM210 261V262H209ZM255 261H257V263H255ZM80 262V263H79ZM118 262H119V264H138L139 262H137V261H135V262H133L132 260H123V259H120V258H117L116 260H115V264H118ZM137 262V263H136ZM260 262V263H259ZM141 263V262H140ZM142 264H145V261H142ZM161 264H163V262H161ZM193 264H198V263H193Z\"/></svg>",
	"mask_w": 264,
	"mask_h": 264
},
{
	"label": "water",
	"instance_id": "water-1",
	"mask_svg": "<svg viewBox=\"0 0 264 264\" xmlns=\"http://www.w3.org/2000/svg\"><path fill=\"white\" fill-rule=\"evenodd\" d=\"M252 121H251V117H245V119L242 121V124L244 125H247V124H250ZM224 140H228V139H224ZM215 151V150H214ZM222 165H228L227 163H224ZM236 165H242V163H238ZM229 166V165H228Z\"/></svg>",
	"mask_w": 264,
	"mask_h": 264
}]
</instances>
